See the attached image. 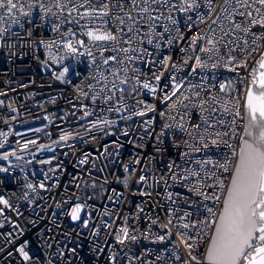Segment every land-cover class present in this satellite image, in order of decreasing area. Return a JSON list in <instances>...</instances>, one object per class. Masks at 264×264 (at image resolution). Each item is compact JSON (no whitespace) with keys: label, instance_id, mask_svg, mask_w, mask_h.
<instances>
[{"label":"built area","instance_id":"built-area-1","mask_svg":"<svg viewBox=\"0 0 264 264\" xmlns=\"http://www.w3.org/2000/svg\"><path fill=\"white\" fill-rule=\"evenodd\" d=\"M15 2L24 3L22 10L17 7L12 13L19 23H13L0 10L3 16L0 19V133H3L0 168L8 169L0 171V196L11 205L0 204L4 209L0 213V264H196L178 231L197 237L192 255L199 264H205L214 228L211 221L218 219L222 211L245 134L244 99L248 85L241 81L248 80L253 67L258 69L254 60L246 57L247 68L232 71L234 65L226 68L221 63L215 69L198 68L196 73L191 72L194 61L189 57L199 55L204 60L208 56L191 45V38L201 32L208 34V26L224 0H212L211 11L208 0H169V5L175 8L152 5L149 13L143 14L141 34H147L154 24L153 36L165 28L171 35L156 36L149 45L136 42L138 38L133 34L131 48L143 47L151 53L143 59H135L137 53L131 50L128 53L112 50L130 47L118 31L130 26L126 13L137 16L128 0H89L87 4L85 0H75L78 12L71 13L67 10L72 7L69 0ZM104 2L109 4V14L104 19L110 22L106 27L116 33L117 42L93 43L86 32L104 29L103 20L81 16L90 6L99 13ZM40 3L50 11L35 6ZM58 3L67 7L62 11ZM119 5H123V10ZM180 6L188 10L178 11ZM149 15L159 18L149 21ZM169 16L178 21L175 27ZM117 17L124 19L125 24L120 25ZM236 22L241 21L238 18ZM188 23L192 24L191 28L186 27ZM224 26L227 28V24ZM254 31L258 43L264 47V40H259L264 30L256 27ZM172 38H175L173 43L167 44V39ZM69 39L77 47L76 53L65 46ZM231 39L229 48L244 39L251 43V37L243 33H235ZM80 40L84 41L83 46L78 44ZM198 46L204 47L206 43L198 41ZM218 47L217 56L226 57L228 48ZM101 53L103 57L116 56L117 60L105 65ZM233 54L244 58L241 53ZM129 55L134 57L132 62L125 60ZM254 55L258 57L259 53ZM165 57L169 58L167 68L154 63ZM215 59L216 56L211 62ZM121 60H125L123 66ZM173 64L177 66L175 69ZM122 67L128 69V76L133 75V68L139 70L141 84L155 85L158 82L153 73H163L160 88L169 83L174 73L177 83L184 80L179 98H192L191 102L185 101L187 110L181 104L171 109L168 102L161 103L164 92L160 88L153 95L141 90L138 84L123 85V71L114 75ZM113 84L117 89L124 88L123 93L113 90ZM221 84L225 85L223 91ZM129 87L137 91L131 93ZM165 91L170 93L172 89ZM196 91L200 92L199 98L194 96ZM109 94L113 99L105 103ZM201 100L209 102L203 112L200 107H193ZM147 105L155 110L147 111ZM212 107L215 108L211 113L212 127L205 131L204 118ZM140 111L145 115H133ZM85 112L89 115L85 116ZM105 120L115 123L92 127L97 121ZM219 120L224 123H217ZM67 132L71 133L69 139L61 140V135ZM215 132H228L224 139L232 147L223 143L212 145L211 140L218 139ZM33 140L35 144L22 147ZM205 143L209 145L207 148L203 147ZM13 151L15 155H11ZM233 151L236 156L232 155ZM4 153L9 154L8 160L2 158ZM17 157L30 163L17 167ZM221 165L229 171H224ZM213 174L214 178L209 179ZM141 176L145 179L140 180ZM219 181H223L222 187H204ZM28 184L33 188H28ZM197 188L205 195L219 196V201L203 200L195 191ZM78 203L86 207L80 214L81 220L73 221L71 208ZM206 206L215 216L209 215ZM183 223H188L189 228L184 229ZM123 228L136 240L126 238L123 244L119 243L115 237L119 234L123 238L120 231ZM161 236L165 239L160 240ZM25 241V251L31 257L27 261L17 252Z\"/></svg>","mask_w":264,"mask_h":264},{"label":"snow or ice","instance_id":"snow-or-ice-1","mask_svg":"<svg viewBox=\"0 0 264 264\" xmlns=\"http://www.w3.org/2000/svg\"><path fill=\"white\" fill-rule=\"evenodd\" d=\"M131 7L137 11V16L134 18L131 12L126 13L127 20L130 21V26L125 28L118 29L121 37L125 44L130 47H126L123 49L114 48L113 51L120 52L123 51L128 53L130 50L132 52L137 53L135 59H143L145 55H151L148 53L146 49L143 47L140 49L131 48L133 44L132 36L138 38L136 42L140 44H144L145 42L149 45L153 44L156 36L160 38H165V34L167 33L169 36L171 35L170 30L168 28L164 29V32L156 33L155 36L152 35L154 31V24L149 28V32L147 34L142 35L140 31V25L145 22V18L143 14H147L150 11L152 5H158L160 7H172L175 8V5H169V0H141L140 3H137V0H128ZM69 3L72 4L71 8H68V12H78V8L76 6L75 0H69ZM85 3H89V0H85ZM36 7L44 10L45 12H49L50 9L45 7L43 3L35 5ZM19 7L21 10L24 8V3H17L15 0H0V10H3L4 15L11 17L13 23H19V20L12 16L13 10ZM58 8L63 9L67 7V5L57 4ZM80 7H84V5H80ZM123 10V5H119ZM192 5H188L190 9ZM213 7L212 0H208V9L211 11ZM108 8L109 4L104 2L101 4L99 13H97L95 8L85 9L81 18L89 17L91 19H102L103 24L105 25L104 29H96V30H88L86 32L87 37L91 42H117V35L111 29H108L106 26L110 22L107 19H104L108 16ZM184 6H180L178 11L184 12L187 11ZM154 11V9H153ZM27 15V13H24ZM159 17L149 15L147 20L154 21ZM240 19V23H237V19ZM0 19H3V16H0ZM117 22L120 25L125 24V20L117 17ZM169 20L173 27L178 24L177 20H174L169 16ZM200 22H203L201 18L198 17ZM191 21V18H189ZM225 24H227V28H225ZM214 25H218V28L213 27ZM59 27V25L57 26ZM186 27L191 28L192 24L188 23ZM256 27H259L261 30H264V0H224V3L220 6L216 18L211 21V24L208 26V34L203 32L198 33L197 35L191 38V45L197 46L199 52L208 54L207 59L202 60L199 55H195L194 57H189L188 59L194 61V66L191 68L192 73H196L197 69H206L211 67L212 69L217 68L221 63H223L224 67H231L230 70L236 71L238 68L248 67V60L246 57H251L254 60V63L258 65L257 67H253L249 73V78L247 81L242 80L241 83H247L246 89V110L248 115V124L245 128V132L247 135V139L243 140V145L240 148L239 155L237 157V163L235 165L234 170L231 173V181L226 190V198L223 200V209L219 214L218 219L212 220L211 223L214 225V233L208 242V248L205 253V259L208 264H264V47H262L258 43L257 34L254 31ZM2 31V30H0ZM219 32V35H217ZM235 33H243L249 35L251 37V43H249L248 39H244L242 43H236L235 47L229 48V44H232L233 41L231 36ZM75 35L74 33H69V36ZM173 39H167V44H172ZM227 39V43L224 41ZM259 40H264V32L259 37ZM198 41H204L206 46L199 47ZM78 44L83 46L84 41H78ZM218 45H222L224 48H228V53L226 57L224 55L217 56L220 48ZM70 52L76 53L78 51L77 47H75L71 40L65 45ZM156 47L159 48L160 44L157 43ZM233 53H241L244 58H238ZM255 53H259L258 57L255 56ZM88 55H92L91 52ZM102 62L105 65H108L110 61L115 62L117 60L116 56L103 57V53H101ZM216 56L214 62L213 57ZM134 59L133 56L129 55L125 57V60L128 62H132ZM168 59L165 57L162 61H154V63H159L163 68H167ZM125 60L120 61V65L123 66ZM148 63V61H145ZM211 62V63H210ZM185 65H187L188 61H184ZM177 66L175 64L172 65V68L175 69ZM123 71L125 78L121 81L123 85H131L132 83L140 85L141 90H148L151 94L155 95L158 88H160L159 82L161 81V77L163 73L156 74L153 73V77L157 84H152L150 82H143L141 84L140 81V73L139 70L133 68L132 76H128V69L126 67H122V69H118L117 73L114 75H119ZM68 71L67 68L64 70ZM61 77H63V73H61ZM103 79V77H102ZM176 75L173 73L169 77V83L163 85V88H160L164 95L162 96L161 103L168 102V106L171 109H175L177 104L183 105L185 110L188 108V104L185 101L191 102L192 98L188 96H184L183 99H180L179 96L182 95V90L184 88V80L182 79L179 83L176 82ZM171 87L172 91L168 93L165 91L167 88ZM225 85L221 84L220 89L223 91ZM112 89L123 93L124 88L117 89L116 85H112ZM128 91L131 93H135L137 91L136 88L129 87ZM194 96L199 98L200 92H194ZM93 101L97 99V97H92ZM113 99L112 95H107L105 99V103L111 101ZM2 103V102H0ZM142 103L140 101L137 102ZM209 102L207 100H201L199 105L193 104V107H200V110L205 111V105ZM213 105L216 103L215 98L212 101ZM147 111H154V106L147 105ZM109 111H120L119 108H109ZM127 110V109H125ZM209 116L204 118V122L207 125L205 131L208 128L212 127L210 120L212 119L211 113L215 111V108H209ZM227 111V109H225ZM89 113L85 112V116H88ZM133 115L143 116L145 115L144 111L134 112ZM237 116L240 115L239 112L236 113ZM124 119H130V117H123ZM115 121H97L92 125V127H96V124H114ZM219 124H223V120L217 121ZM167 128L168 125H165ZM199 127V125H196ZM39 131V129H37ZM127 134V133H125ZM3 135V133H0ZM228 132H215V136L218 139H212V145H218V143H223L226 147L231 148L232 145L228 144L224 139L225 136H228ZM71 136L70 132L64 133L61 135L60 139L66 141ZM201 140L204 139L203 136L200 137ZM28 143L35 144L36 141H30L24 143L22 145L23 148H28ZM58 143V142H54ZM209 145L204 144L203 147L207 148ZM2 147V145H0ZM40 148L45 147L44 145H40ZM199 150V149H198ZM15 151L11 153V155H15ZM233 156H236V153L232 152ZM4 160H8L9 154L4 153ZM18 164L17 167L21 165H26L30 163V161H24L22 157H17ZM49 161H45L48 163ZM81 163H84L82 160ZM169 167H172L170 165ZM224 171H229L227 167L221 165ZM127 170V169H126ZM0 171H8L7 168H0ZM214 174L209 176V179H213ZM140 180H144L145 178L141 176ZM223 186V181H219L218 184L214 185H204L209 189L213 187ZM28 188L32 189L33 185L28 184ZM40 187H44L43 184ZM199 195L202 196L203 200H216L219 201L220 197L213 194L211 196L205 195L200 191L199 188L195 189ZM0 204L9 205L8 201L5 200L2 196H0ZM86 206L83 204H76L71 208L70 216L73 221L81 220V212ZM4 209L0 208V213H3ZM206 211L211 216H215V213L212 212L211 208L206 206ZM186 216L190 214L186 213ZM84 225L87 226V221H83ZM171 223V221H169ZM204 223V222H197ZM206 226V225H205ZM167 228V226H164ZM182 227L184 229L189 228L188 223H183ZM195 227V226H193ZM120 231L123 232V238L117 234L116 240L123 244L124 239L129 238L131 240H136V237L128 235V229L123 228ZM169 237L171 233L168 234ZM178 235L181 238V241L184 243V247L189 250L188 254L191 257L193 262L199 264L196 261V256L192 255V250L196 246L195 241L197 239L196 236H188L184 232H179ZM11 236V233H9ZM160 240H164L165 237H159ZM27 241L24 244L20 245L17 249V252L23 257L25 261L31 259L28 252L25 251V246ZM10 254V253H9ZM114 259V257H113ZM179 259V256H177Z\"/></svg>","mask_w":264,"mask_h":264},{"label":"water","instance_id":"water-1","mask_svg":"<svg viewBox=\"0 0 264 264\" xmlns=\"http://www.w3.org/2000/svg\"><path fill=\"white\" fill-rule=\"evenodd\" d=\"M245 105H246V96H245V99H244V117H245V128H246V126H247V124H248V115H247V110H246V107H245ZM248 137H247V135H246V132H245V134H244V139H247ZM243 139V140H244ZM242 145H243V143H242ZM236 163H237V160H236ZM236 163H235V165H236ZM234 168H235V166H234ZM234 170V169H233ZM230 181H231V178H230ZM229 184H230V182H229ZM226 198V192H225V195H224V199ZM223 209V208H222ZM213 233H214V228H213V230H212V233H211V236H210V239H211V237H212V235H213ZM210 239H209V241H210ZM209 246V245H208ZM208 246H207V248H208ZM207 251V250H206ZM205 264H208V262L206 261V259H205Z\"/></svg>","mask_w":264,"mask_h":264}]
</instances>
